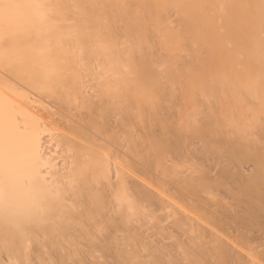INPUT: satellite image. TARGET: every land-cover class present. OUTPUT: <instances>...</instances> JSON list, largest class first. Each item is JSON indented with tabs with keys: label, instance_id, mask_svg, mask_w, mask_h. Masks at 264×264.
Returning <instances> with one entry per match:
<instances>
[{
	"label": "bare ground",
	"instance_id": "bare-ground-1",
	"mask_svg": "<svg viewBox=\"0 0 264 264\" xmlns=\"http://www.w3.org/2000/svg\"><path fill=\"white\" fill-rule=\"evenodd\" d=\"M0 264H264V0H0Z\"/></svg>",
	"mask_w": 264,
	"mask_h": 264
},
{
	"label": "rangeland",
	"instance_id": "rangeland-1",
	"mask_svg": "<svg viewBox=\"0 0 264 264\" xmlns=\"http://www.w3.org/2000/svg\"><path fill=\"white\" fill-rule=\"evenodd\" d=\"M242 96V95H241ZM243 97V96H242ZM217 99V98H216ZM244 99V98H243ZM232 108V107H231Z\"/></svg>",
	"mask_w": 264,
	"mask_h": 264
}]
</instances>
